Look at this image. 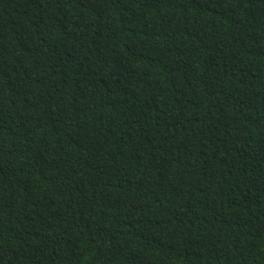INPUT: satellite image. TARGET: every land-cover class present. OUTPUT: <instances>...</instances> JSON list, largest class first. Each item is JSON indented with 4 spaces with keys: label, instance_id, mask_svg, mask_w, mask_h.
Returning <instances> with one entry per match:
<instances>
[{
    "label": "trees",
    "instance_id": "obj_1",
    "mask_svg": "<svg viewBox=\"0 0 264 264\" xmlns=\"http://www.w3.org/2000/svg\"><path fill=\"white\" fill-rule=\"evenodd\" d=\"M0 264H264V0H0Z\"/></svg>",
    "mask_w": 264,
    "mask_h": 264
}]
</instances>
